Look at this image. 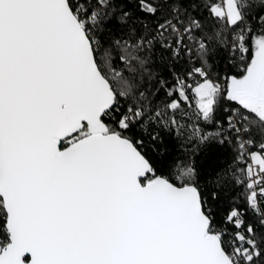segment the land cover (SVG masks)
I'll return each instance as SVG.
<instances>
[{"label": "snow or ice", "instance_id": "1", "mask_svg": "<svg viewBox=\"0 0 264 264\" xmlns=\"http://www.w3.org/2000/svg\"><path fill=\"white\" fill-rule=\"evenodd\" d=\"M0 264H264V0H0Z\"/></svg>", "mask_w": 264, "mask_h": 264}, {"label": "trees", "instance_id": "2", "mask_svg": "<svg viewBox=\"0 0 264 264\" xmlns=\"http://www.w3.org/2000/svg\"><path fill=\"white\" fill-rule=\"evenodd\" d=\"M192 84V87H195L194 81H188ZM188 101L183 104V108L186 111L193 112L195 110V105L197 103V98L191 90L188 91ZM175 134H173L174 136ZM189 145H186L180 139H173L167 135L163 136V143L159 144V151L164 153V167L167 169L169 166H172L174 162L183 161L194 162L197 167H203L207 169H212L215 167L223 166L225 158V150L220 149L216 146H211L210 148L204 151H198L195 154H191L188 149ZM255 150V149H253ZM227 155H231L227 153ZM156 160H160V156L153 157ZM235 194L222 193L218 201H215L213 204V210L217 215V218L224 216L229 210L230 205L232 204Z\"/></svg>", "mask_w": 264, "mask_h": 264}]
</instances>
